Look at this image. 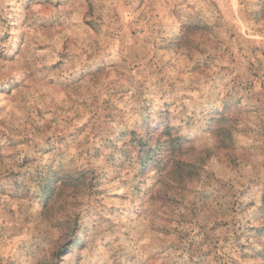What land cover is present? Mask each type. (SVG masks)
<instances>
[{
  "label": "clouds",
  "instance_id": "obj_1",
  "mask_svg": "<svg viewBox=\"0 0 264 264\" xmlns=\"http://www.w3.org/2000/svg\"><path fill=\"white\" fill-rule=\"evenodd\" d=\"M0 264H264V0H0Z\"/></svg>",
  "mask_w": 264,
  "mask_h": 264
},
{
  "label": "rangeland",
  "instance_id": "obj_2",
  "mask_svg": "<svg viewBox=\"0 0 264 264\" xmlns=\"http://www.w3.org/2000/svg\"><path fill=\"white\" fill-rule=\"evenodd\" d=\"M47 47H48L47 44H40V45H39V48H40L41 50H43V49H45V48H47Z\"/></svg>",
  "mask_w": 264,
  "mask_h": 264
}]
</instances>
